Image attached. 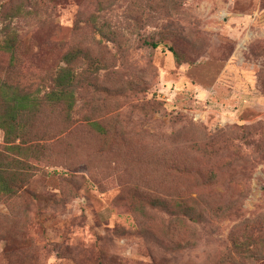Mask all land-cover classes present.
I'll list each match as a JSON object with an SVG mask.
<instances>
[{
    "label": "rangeland",
    "instance_id": "374dc122",
    "mask_svg": "<svg viewBox=\"0 0 264 264\" xmlns=\"http://www.w3.org/2000/svg\"><path fill=\"white\" fill-rule=\"evenodd\" d=\"M13 36L0 73L27 92L70 50L84 76L74 131L57 112L51 139L0 130L19 175L0 193V264H264V0H0V43ZM179 149L187 170L167 174Z\"/></svg>",
    "mask_w": 264,
    "mask_h": 264
},
{
    "label": "trees",
    "instance_id": "16d2710c",
    "mask_svg": "<svg viewBox=\"0 0 264 264\" xmlns=\"http://www.w3.org/2000/svg\"><path fill=\"white\" fill-rule=\"evenodd\" d=\"M157 6L166 9L174 0H156ZM167 3V4H166ZM165 4V5H164ZM94 19L93 24L95 26ZM98 33H103L101 27H96ZM114 35V34H113ZM115 42V36L112 37ZM0 43V52L9 53L11 58H16L19 49L17 36L9 37ZM145 45L157 48L155 42H145ZM171 50V49H170ZM83 57V50H70L64 57V65L54 74L52 86L44 95L27 92L19 83L7 79L5 72L0 73V130L4 132L7 143H14L19 140L29 144L33 138L39 140L51 139L53 129L50 127L41 128L40 124L47 121V115L57 112L61 120V133L72 130V113L75 106L76 88L83 82V73L78 74L76 62ZM12 63V62H10ZM93 133L99 137L108 135L107 129L98 121L89 123ZM20 149L14 146L12 149ZM27 152L26 150H23ZM176 154L163 156L167 161V174L186 172L187 165L183 159L182 151L175 150ZM196 151V149H194ZM26 156V153H21ZM181 161H180V160ZM19 179L18 173L6 170L0 166V193L10 194L16 189L15 183ZM163 201L158 200L156 207L164 206ZM179 203L176 205L179 207Z\"/></svg>",
    "mask_w": 264,
    "mask_h": 264
}]
</instances>
